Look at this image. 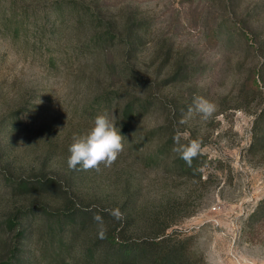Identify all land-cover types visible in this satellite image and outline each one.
<instances>
[{
	"label": "rangeland",
	"instance_id": "rangeland-1",
	"mask_svg": "<svg viewBox=\"0 0 264 264\" xmlns=\"http://www.w3.org/2000/svg\"><path fill=\"white\" fill-rule=\"evenodd\" d=\"M198 96L217 105L208 120L189 114ZM145 99L150 105L135 102L137 115L124 117L127 103ZM105 112L123 151L99 171L69 169L73 135ZM263 113L264 0H0V117L11 127L3 141L29 168L49 157L47 172L70 181L76 211L101 216L106 230L119 221L106 210L123 169L141 182V208L161 212L171 197L175 217L192 212L167 230L184 237L188 264H264V215L251 219L264 202ZM156 128L161 136L146 137ZM169 129L201 140L202 181L171 165L176 151L155 156ZM50 195L62 204L63 192ZM88 221L97 238L100 225ZM44 230L31 264H85L83 249L96 248L85 236L71 242L67 229L60 248ZM146 237L128 229L124 239Z\"/></svg>",
	"mask_w": 264,
	"mask_h": 264
},
{
	"label": "trees",
	"instance_id": "trees-1",
	"mask_svg": "<svg viewBox=\"0 0 264 264\" xmlns=\"http://www.w3.org/2000/svg\"><path fill=\"white\" fill-rule=\"evenodd\" d=\"M97 1L99 0H92V3ZM87 12L93 16L92 19L100 18L98 15H93L94 11L91 9ZM103 27L105 28L104 38L113 39L115 30L109 25ZM127 28L130 30V25ZM124 41L133 43L127 38ZM135 102L140 104L139 108L150 105L148 99L130 101L123 108L126 119H132L137 115ZM10 128L7 119L0 117V264H31L33 262L36 250L32 245L39 240L37 232L44 230L43 226L36 225L40 215L47 217L48 223L45 224L48 229L44 231L53 232L52 238L55 242L59 240L60 248L68 245L66 238H63L66 229L69 234L67 237L71 238V242L83 236L93 241L91 244L96 248L85 247L82 251L85 264H188L189 257L192 256L183 246L182 238L184 237L169 235L167 230L192 212L175 217V204L171 197L165 199L167 206L161 212L160 209L152 206L141 208L138 200L141 182L132 179L122 169L117 173L115 183L113 182L115 199L109 205L111 209L118 208L123 213V218L118 221L114 229L108 228L103 238L100 234L95 238L88 228V220L94 215L88 211H80L81 213L76 211L77 204L74 197L78 196L72 192L68 179L61 180L47 172L48 169L54 170L48 165L49 157L45 155L43 162L36 170L17 162L16 156L11 151V142L3 141V135L8 134ZM168 131L169 133L163 136L164 143L156 149V157L162 154L166 156L176 147L174 136L177 132L172 129ZM155 136H161L157 128L146 133L148 138L152 139ZM13 140L16 142L15 138ZM189 140L191 137L182 138L180 142L186 144ZM206 164L207 156L202 152L192 160L191 165L181 159L178 152L171 162V165L175 166L181 174L190 175L199 181H202V167ZM119 180L122 182L121 186ZM52 190L63 192L62 204H58L51 198ZM72 193L73 196H71ZM77 213L82 217L79 222L75 218ZM140 214L144 215L150 223L136 225ZM261 215H264V202L253 212L251 219ZM128 229L147 233V237L133 243L127 241L124 237ZM103 242L105 246L101 245Z\"/></svg>",
	"mask_w": 264,
	"mask_h": 264
},
{
	"label": "clouds",
	"instance_id": "clouds-1",
	"mask_svg": "<svg viewBox=\"0 0 264 264\" xmlns=\"http://www.w3.org/2000/svg\"><path fill=\"white\" fill-rule=\"evenodd\" d=\"M194 107L189 109V114L193 111L200 114L201 118L208 120L217 110V105L203 96L194 98ZM185 120L182 119L181 123ZM187 139V133L177 131L174 136L176 147L174 151L180 154V158L191 165V162L202 151L201 140L191 139L186 144H182L181 139ZM73 142L69 146V157L67 165L71 170H100L103 164L110 167L118 158L124 149L125 137L120 133L119 128L114 123V117L109 118L105 112L96 116L93 127L86 135H73ZM79 166V169H78ZM115 219L123 218V213L117 209H107ZM94 220L98 222L101 228L100 236L103 238L106 228L103 224V218L99 215L94 216Z\"/></svg>",
	"mask_w": 264,
	"mask_h": 264
}]
</instances>
